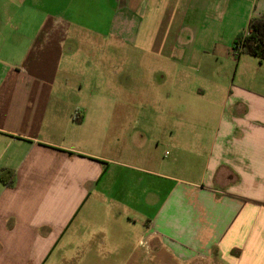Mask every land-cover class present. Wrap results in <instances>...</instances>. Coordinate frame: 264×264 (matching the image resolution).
Wrapping results in <instances>:
<instances>
[{"label":"crops","instance_id":"obj_1","mask_svg":"<svg viewBox=\"0 0 264 264\" xmlns=\"http://www.w3.org/2000/svg\"><path fill=\"white\" fill-rule=\"evenodd\" d=\"M55 2L0 62V264H264V62L232 49L264 0ZM73 26L150 57L70 105Z\"/></svg>","mask_w":264,"mask_h":264},{"label":"rangeland","instance_id":"obj_2","mask_svg":"<svg viewBox=\"0 0 264 264\" xmlns=\"http://www.w3.org/2000/svg\"><path fill=\"white\" fill-rule=\"evenodd\" d=\"M33 3L36 2H34V0H0V62H16L20 58H23L34 35V30L37 24L39 25L41 23L43 15L47 13V11L58 12V7L60 6L55 0H48L45 8H38L41 9V11L38 12V10L32 6ZM62 4L65 7L67 0H63ZM8 12L17 13L19 19H17L16 22L11 20L6 22V15ZM30 17L32 18L31 23L29 20ZM23 20L26 22L23 23ZM16 27L20 29L15 30ZM100 40L101 36L78 35L73 26L68 39L65 41L64 54L60 61L62 62V67L67 65L65 62H72L76 68L73 67L74 72L71 74L65 75V73H62L59 85H61L62 89L66 92L67 97L65 100L69 102L70 105L71 102L85 100L87 98L86 94H91L93 96L94 91L100 90V88L95 87L96 89L94 91L92 89L88 90L86 94L79 93V84L86 76L84 73L86 69H92L93 67L101 69V64L103 65V62H126L128 66L127 72H129L133 71V67H131L133 63L131 62H145L150 57L149 53L136 50L134 47L128 45L124 46L120 51L113 48V46L109 50L102 49V42ZM249 57L252 56L249 55ZM81 62L88 63L81 64ZM212 63L211 65L215 66L214 62ZM107 69H109V71H107L105 76V84L103 85L102 82H100V87L107 93H111L115 90L113 81L118 77L117 75L116 77L113 75L115 71L113 66L107 65ZM109 81H112L109 85L110 87L107 85ZM97 99V96L90 97V104L94 101L96 102ZM144 101L145 100H143V102ZM146 101L149 103V98H147Z\"/></svg>","mask_w":264,"mask_h":264},{"label":"trees","instance_id":"obj_3","mask_svg":"<svg viewBox=\"0 0 264 264\" xmlns=\"http://www.w3.org/2000/svg\"><path fill=\"white\" fill-rule=\"evenodd\" d=\"M246 32L241 33L235 44H242L243 49L238 54H247L252 57L258 58L261 62L264 61V16L253 17L247 28ZM0 180L7 187L14 186V174L10 169L0 171Z\"/></svg>","mask_w":264,"mask_h":264},{"label":"built area","instance_id":"obj_4","mask_svg":"<svg viewBox=\"0 0 264 264\" xmlns=\"http://www.w3.org/2000/svg\"><path fill=\"white\" fill-rule=\"evenodd\" d=\"M246 34H248L247 31H246ZM232 49H233L234 54L235 55H238L242 51L243 46H242L241 43L240 44H235V45H233V48Z\"/></svg>","mask_w":264,"mask_h":264}]
</instances>
